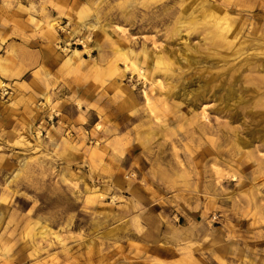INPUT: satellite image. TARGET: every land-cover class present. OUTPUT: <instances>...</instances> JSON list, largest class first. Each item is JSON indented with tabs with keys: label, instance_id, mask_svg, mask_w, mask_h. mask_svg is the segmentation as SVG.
I'll return each instance as SVG.
<instances>
[{
	"label": "rangeland",
	"instance_id": "374dc122",
	"mask_svg": "<svg viewBox=\"0 0 264 264\" xmlns=\"http://www.w3.org/2000/svg\"><path fill=\"white\" fill-rule=\"evenodd\" d=\"M0 23L40 60L0 96V264H264V0H0Z\"/></svg>",
	"mask_w": 264,
	"mask_h": 264
},
{
	"label": "crops",
	"instance_id": "0c3cea01",
	"mask_svg": "<svg viewBox=\"0 0 264 264\" xmlns=\"http://www.w3.org/2000/svg\"><path fill=\"white\" fill-rule=\"evenodd\" d=\"M34 33L0 23V81L11 87L13 94L15 84L22 86L25 77L40 65L37 56H33L32 60L27 58L30 53L33 54L29 45L35 41Z\"/></svg>",
	"mask_w": 264,
	"mask_h": 264
},
{
	"label": "bare ground",
	"instance_id": "6f19581e",
	"mask_svg": "<svg viewBox=\"0 0 264 264\" xmlns=\"http://www.w3.org/2000/svg\"><path fill=\"white\" fill-rule=\"evenodd\" d=\"M225 18H227L225 22L221 21V19H218L217 17L213 18V20L209 22V23H211V29H212L211 31H214V34L211 37V44L212 45L214 44L215 47H216V45L220 44V42H218L219 37L223 36L224 35V31H226L228 29V27H230V25H229V24H231V22L229 21L230 17L228 15H225ZM203 22H205V20ZM195 26L196 25H194V27ZM102 31H103V33H105L104 32V31H106L105 28ZM145 37L147 39L151 40L154 45L156 44L154 35H146ZM95 48L98 50L99 54H101V44L98 41H96V43H95ZM117 52L124 58L125 61L128 60L126 50H124L122 48H118ZM79 57H80V51L79 50H73L71 52V54L68 56V58L66 59V62L74 64L77 60H80ZM131 63H132V67L134 68V70L138 71L139 76H143V73L140 72L141 70L136 67L135 63H133V62H131ZM169 66H170L169 63H167L164 59L159 58L157 60V67L158 68H160V69L163 68L166 71V70H169ZM150 72L151 71H149L148 73H150ZM146 77L147 76H144L145 79H146ZM154 81L157 82V84L160 85L159 80H156V78H155ZM152 84H153V82H152ZM161 96L163 97L164 102L168 101V99L165 98L162 94H161ZM149 102H150L149 99L146 98V103L148 105H149ZM162 104H163L162 106H165L167 103H162ZM150 111L153 112V109L150 108ZM200 115H201V119L202 120H206L208 118L205 108H203L201 110ZM200 131H201V134H203V137H204L206 132L203 131V130H200Z\"/></svg>",
	"mask_w": 264,
	"mask_h": 264
},
{
	"label": "built area",
	"instance_id": "2783aa9c",
	"mask_svg": "<svg viewBox=\"0 0 264 264\" xmlns=\"http://www.w3.org/2000/svg\"><path fill=\"white\" fill-rule=\"evenodd\" d=\"M13 95V90L11 87L7 86L5 83H1L0 85V96L6 101L9 100Z\"/></svg>",
	"mask_w": 264,
	"mask_h": 264
}]
</instances>
